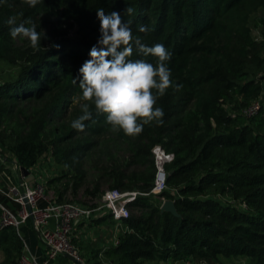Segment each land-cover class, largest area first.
<instances>
[{
  "label": "trees",
  "instance_id": "16d2710c",
  "mask_svg": "<svg viewBox=\"0 0 264 264\" xmlns=\"http://www.w3.org/2000/svg\"><path fill=\"white\" fill-rule=\"evenodd\" d=\"M100 8L119 12L145 45L162 43L171 53L172 84L163 96L153 90L162 123L154 120L134 136L113 131L74 83L100 37ZM258 10L256 39L249 19ZM29 18L41 37L36 48L10 35ZM141 25L150 31L139 32ZM130 58L156 63L135 47ZM0 61L15 67L0 82V155L3 149L31 169L48 154L61 167L44 181L56 187L55 202L74 200L82 184L84 197L98 198L101 181L137 192L126 230L102 252L106 264H220L219 256L264 264V107L243 113L264 88V0H39L35 7L0 0ZM84 103L91 118L78 131L71 123ZM154 145L172 157L164 165L166 189L156 195L145 194ZM91 158L100 173L86 182ZM68 190L73 199H64ZM159 198L172 200L178 216L159 211ZM21 249L15 228L0 227V264H18ZM97 251L90 264H101Z\"/></svg>",
  "mask_w": 264,
  "mask_h": 264
},
{
  "label": "clouds",
  "instance_id": "9594fccd",
  "mask_svg": "<svg viewBox=\"0 0 264 264\" xmlns=\"http://www.w3.org/2000/svg\"><path fill=\"white\" fill-rule=\"evenodd\" d=\"M24 2L35 7L39 0ZM125 11L132 13L130 7ZM96 15L100 22V37L90 49L89 59L79 68L74 83L79 84L85 101L94 104L98 113L106 114V121L113 131L122 130L126 135L134 136L154 120L162 123L164 111L155 106L158 97L153 90L163 96L172 84L166 63L171 59V53L162 43L145 45L140 36L133 35L119 12L106 14L100 8ZM7 24L15 25V18H9ZM149 31L147 26H139V32L147 34ZM10 35L28 39L33 48L41 41L30 18L11 27ZM134 47L142 56L156 58V63L143 58L131 59ZM90 103L81 105L82 115L72 121V128L84 130V121L91 118Z\"/></svg>",
  "mask_w": 264,
  "mask_h": 264
},
{
  "label": "built area",
  "instance_id": "2783aa9c",
  "mask_svg": "<svg viewBox=\"0 0 264 264\" xmlns=\"http://www.w3.org/2000/svg\"><path fill=\"white\" fill-rule=\"evenodd\" d=\"M255 38L258 39L259 37ZM259 98L260 95L243 110L245 115H253L263 106ZM151 153L154 176L151 187L145 194L156 195L166 189L164 165L172 157L171 154L163 152L158 145L151 148ZM30 173L33 176L30 186L24 182V177L20 175V179L16 183L8 185L5 189L0 188V192L16 204V209L11 211L0 203V227L10 225L18 233V227L29 219L30 214L31 219L29 220L32 228L44 247V252L38 259L34 255H27L25 245L22 243L18 264H53L58 256L65 255L72 257L74 262L78 264H87V261L85 262L80 254L72 232L79 222H89L92 219L108 215L113 221V226L111 234L105 238L104 244L100 246L97 254L102 260L103 250L109 246H115L118 242L119 233L126 230L123 220L129 214L127 205L137 192L108 188L100 193L94 206L74 201L55 202L54 199L45 197V183L41 176L33 171ZM23 196L26 197L30 206V213L24 207ZM49 221H51V225L48 224ZM101 264H106V262L102 260Z\"/></svg>",
  "mask_w": 264,
  "mask_h": 264
},
{
  "label": "crops",
  "instance_id": "0c3cea01",
  "mask_svg": "<svg viewBox=\"0 0 264 264\" xmlns=\"http://www.w3.org/2000/svg\"><path fill=\"white\" fill-rule=\"evenodd\" d=\"M15 169L6 171L7 165L0 168V188L5 189L10 184L16 183L20 179V172L17 170L16 163L11 157L8 160ZM32 172L31 170H28ZM22 176V175H21ZM24 182L29 186L32 184L30 177L27 176L23 178ZM0 203L6 206L11 211L16 209V204L7 198L4 194L0 192ZM105 216V217H104ZM99 217L97 220L92 219L87 222H79L72 232L74 241L80 251L81 256L84 261H87V264H90L93 259L94 253L97 251V254L100 250V246L104 244L105 238H107L112 232L113 221L104 215ZM51 225V221L48 223ZM112 225V226H111ZM18 235L20 236L22 243L25 245L27 255H34L38 259L41 257V254L44 252V247L40 242L37 233L33 230L31 221L28 219L25 223L21 224L18 227ZM99 259V257L97 256ZM88 259L89 262H88ZM53 264H78L66 256H58Z\"/></svg>",
  "mask_w": 264,
  "mask_h": 264
},
{
  "label": "rangeland",
  "instance_id": "374dc122",
  "mask_svg": "<svg viewBox=\"0 0 264 264\" xmlns=\"http://www.w3.org/2000/svg\"><path fill=\"white\" fill-rule=\"evenodd\" d=\"M263 15V12L261 10H258L257 12H255L249 19V26H250V31H251V35L253 37H257L259 34V28L260 26L258 25V19L260 16ZM26 38H23L22 36H18L16 38H14L15 43L20 44L23 42V40ZM15 70V67L12 64H8L6 62H2L0 61V82L5 79L8 78L10 75L13 74V71ZM260 101L262 102V105L264 107V88L262 90V93L260 94ZM1 152L3 153V155H0V164L3 166L7 165L6 171L9 173V171L14 170L15 167L9 163L8 161H4L3 157H6L8 159L11 158V155L7 152H5L3 149L1 150ZM94 158L91 159H86L84 162V168L86 171V176H85V180L86 182H90L93 181L99 172V169H97L100 164L97 160L98 163L93 162ZM17 167V165H16ZM33 172H35V174H39L41 176V178L45 181L51 177H54L56 175H59L61 172V167L59 165H57L56 163H54L52 161V159L50 158V156L48 154H43L42 156H40V158L36 161V164L31 167V169ZM58 185V184H57ZM85 187V184H82V186L79 188L76 198L74 200V202H82L84 201V203L86 205L94 202L96 203L98 198H89L87 196H83L82 195V190ZM107 183L104 181H101L99 183V188L101 190H105L108 189L107 188ZM56 187H53V185L50 186H46L45 184V191H44V195L46 198L48 199H54L55 197V189ZM70 192L69 190L66 192L64 199H73L70 196ZM163 199L159 198V201L161 202ZM112 226V225H111ZM0 259H1V254H0ZM215 261H218L220 264H249L248 259L244 256H236V257H217V259H215ZM149 264H164L161 262H157V261H151L149 262ZM173 264H176L175 262ZM180 264H194L193 262H182ZM201 264V263H199Z\"/></svg>",
  "mask_w": 264,
  "mask_h": 264
},
{
  "label": "water",
  "instance_id": "95a60500",
  "mask_svg": "<svg viewBox=\"0 0 264 264\" xmlns=\"http://www.w3.org/2000/svg\"><path fill=\"white\" fill-rule=\"evenodd\" d=\"M59 19V15H56L53 17L52 20H57ZM20 174L25 178L27 176L30 177V180L32 181V174L28 171V169L26 168H23L21 166H17ZM29 186H30V183H29ZM22 202L24 203V207L26 209V211L28 213H30V206L26 200V197L23 196L22 197ZM159 211H165V212H169L171 215L173 216H178V213L176 212V209L174 207V204H173V201L170 200V199H163L161 202H160V205H159ZM29 219H31V215L29 214ZM68 259L74 261V259L72 257H70L69 255H65Z\"/></svg>",
  "mask_w": 264,
  "mask_h": 264
}]
</instances>
